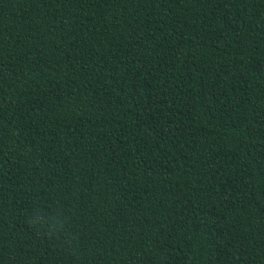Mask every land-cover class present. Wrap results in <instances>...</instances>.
Masks as SVG:
<instances>
[{"label": "trees", "instance_id": "1", "mask_svg": "<svg viewBox=\"0 0 264 264\" xmlns=\"http://www.w3.org/2000/svg\"><path fill=\"white\" fill-rule=\"evenodd\" d=\"M0 264H264V0H0Z\"/></svg>", "mask_w": 264, "mask_h": 264}]
</instances>
